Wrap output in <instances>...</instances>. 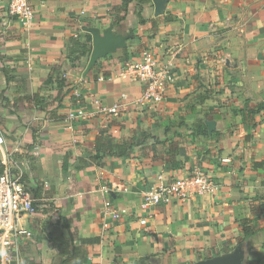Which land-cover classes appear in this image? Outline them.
<instances>
[{"label":"crops","instance_id":"crops-1","mask_svg":"<svg viewBox=\"0 0 264 264\" xmlns=\"http://www.w3.org/2000/svg\"><path fill=\"white\" fill-rule=\"evenodd\" d=\"M28 1L22 25L0 0V66L13 70L7 83L0 69V172L11 163L40 189L20 220L24 264H264V109L239 113L264 102V0H148L143 21L137 0ZM87 37L78 56L71 39ZM144 48L174 75L154 107L129 70ZM35 93L41 105L22 98ZM196 171L218 188L143 209L149 187Z\"/></svg>","mask_w":264,"mask_h":264},{"label":"built area","instance_id":"built-area-1","mask_svg":"<svg viewBox=\"0 0 264 264\" xmlns=\"http://www.w3.org/2000/svg\"><path fill=\"white\" fill-rule=\"evenodd\" d=\"M8 10L22 25L32 23L34 19L35 10L28 0H9ZM129 70L142 83L141 102L143 101L150 107L163 102L167 89L174 82V75L169 65L163 62L154 49L144 48L139 59L129 64ZM82 96L85 97V93ZM121 98L125 96L122 95ZM91 101L99 112L113 116L119 114L123 105L122 102H116L108 106L97 97H93ZM83 115L84 113L79 111L72 113L71 118ZM217 188V183L208 174L196 171L152 185L143 192L142 207L143 209H154L159 205H170L175 201H183L198 194L212 193ZM103 189L109 192L108 187L103 186ZM36 200L31 188L23 181L14 165L7 164L0 173V264H23L18 246L24 237L31 235V232L21 225L20 220L24 216L37 212L34 205ZM127 213V209L115 206H107L104 210L107 217L116 220ZM142 221L145 220L142 219Z\"/></svg>","mask_w":264,"mask_h":264},{"label":"trees","instance_id":"trees-1","mask_svg":"<svg viewBox=\"0 0 264 264\" xmlns=\"http://www.w3.org/2000/svg\"><path fill=\"white\" fill-rule=\"evenodd\" d=\"M131 1H133V0H125L124 1V8L125 9L128 8ZM137 1H138V3H137V9H138L137 16L140 18L141 21H143L142 13H143V9L145 7V4L148 2V0H137ZM90 42H91L90 37H87L86 43L80 42L78 40V38H72L71 39V43H73V45H77L79 47V50L77 51L78 56L88 54V52L90 51V48H89ZM0 69L5 73V75L7 77V83H8L11 80V73L13 70L7 68V66H0ZM67 80H68V78L63 73L60 77L59 76L57 77L58 87L60 90H62L63 87L67 84V82H68ZM22 98L25 99L28 103H32L34 105H41L45 99L43 96L40 95V93L24 95ZM77 98L80 99L81 103L84 102L83 96L82 97L77 96ZM18 99H21V98H18ZM263 109H264V102L253 104V106H250V100H245L244 107L239 110V113L243 114V117L245 120L248 117V119H250V121H251L253 115L257 114L258 112L262 111ZM66 168H67V166H66V162H65L64 170H66ZM2 172H3V170H2ZM2 172H0V173H2ZM22 179L28 185L27 181L24 178H22ZM34 195L36 196V198L40 195L39 187L34 190ZM34 205L38 209V206H37L38 204L35 203ZM249 222H250L249 219L243 220V224H245L243 226L244 227L243 229H244V234L246 236L252 235V234L257 232V229L255 227H252L251 224H249ZM78 252H80V251L77 250V253ZM23 264H24V262H23Z\"/></svg>","mask_w":264,"mask_h":264},{"label":"water","instance_id":"water-1","mask_svg":"<svg viewBox=\"0 0 264 264\" xmlns=\"http://www.w3.org/2000/svg\"><path fill=\"white\" fill-rule=\"evenodd\" d=\"M196 264H228L225 260H201Z\"/></svg>","mask_w":264,"mask_h":264}]
</instances>
